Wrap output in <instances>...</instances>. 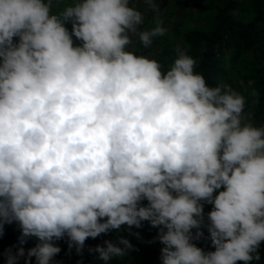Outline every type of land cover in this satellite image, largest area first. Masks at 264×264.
Segmentation results:
<instances>
[{"label": "rangeland", "instance_id": "obj_1", "mask_svg": "<svg viewBox=\"0 0 264 264\" xmlns=\"http://www.w3.org/2000/svg\"><path fill=\"white\" fill-rule=\"evenodd\" d=\"M177 1L0 0V59L16 70L10 83L0 86V251L13 242L0 264L38 263L51 252L59 255L57 264H71L70 243L81 252L117 258L118 249L111 245L115 238L97 236L96 225L91 230L76 225L73 213L90 205L95 218L106 224L109 207L141 208L142 193L111 188L128 171L155 170L158 182L164 177L184 182L182 169L162 171V143L179 138L201 144L204 138L187 132L176 113L158 108L133 138L102 135L121 120L136 119V108L147 97L161 100V81L140 74L137 64L156 71L166 47L181 44L182 29L210 26L207 13L181 8ZM26 24L32 32L24 38ZM243 123L242 139L226 147L228 154H236L225 173L238 172L231 177L238 204H225L223 219L242 209L239 202L251 204L264 195V166L259 164L264 119ZM180 188L177 183L166 192ZM208 201L223 206L214 191ZM166 208L155 211L152 223L167 222L162 216ZM14 221L20 223L12 230ZM185 229L176 224L165 228V244H159L151 264H185L181 254L190 227ZM257 237L258 230L246 221L234 225L227 238L231 251L218 264H264L250 255ZM174 240L181 246L177 251L168 249Z\"/></svg>", "mask_w": 264, "mask_h": 264}, {"label": "trees", "instance_id": "obj_2", "mask_svg": "<svg viewBox=\"0 0 264 264\" xmlns=\"http://www.w3.org/2000/svg\"><path fill=\"white\" fill-rule=\"evenodd\" d=\"M176 5L207 13L210 26L207 29H182L181 44L166 47L162 56L157 58L160 65L156 71L151 65L137 64L140 74H150L161 81V100L156 103L147 97V103L136 108V119L121 120L102 135L104 139L133 138L158 108L176 113L180 125L187 132L201 134L204 141L200 144L195 139L164 140L162 171L168 167L177 171L182 169L184 182L191 188L183 179L176 182L164 177L158 182L155 170L152 173L128 171L126 177L114 181L111 188L116 192L126 190L133 195L142 193L140 199L145 201L141 208L120 210L109 207L106 224L95 218L90 205L73 213L76 225L89 230L96 225L97 236L108 240L115 238L111 245L117 247L119 256L111 258L94 250L81 252L68 241L71 255L81 263L151 264L159 244H165V228L176 224L186 227L185 230L190 227L184 241L187 249L184 248L181 254L185 264H218L223 255L231 251L227 247L230 229L245 221L259 232V238L252 239L256 250L250 255L264 263V195L251 204L239 202L242 209L233 210L230 218L225 216L223 219L226 214L223 213L224 205L238 204L231 179L238 172L233 169L231 177L225 173L228 161L236 154H228L226 147L229 144L236 146V142L242 139L246 131L244 121L264 119V0H211L208 3L204 0H178ZM21 32L22 37H29L31 25L26 24ZM15 72L0 59V86H7ZM148 156L150 160L151 156ZM257 161L254 159L252 164ZM259 164L264 166V158ZM152 167L158 169L156 163ZM96 168L92 172L94 177L97 176ZM177 183L180 190L175 189L171 195L166 192L167 186ZM212 186L216 190H212ZM213 191L223 206L208 201ZM161 204H166L168 209ZM159 208L168 210L166 213L162 211V216L169 219L152 223L151 218ZM253 209L256 211L251 212ZM224 222L227 226L221 227ZM19 223L14 221L12 230ZM11 244L13 242L9 240L3 245L0 263L1 255ZM180 247L174 240L168 249L177 251ZM58 258L57 252H51L41 262L33 264H57Z\"/></svg>", "mask_w": 264, "mask_h": 264}, {"label": "built area", "instance_id": "obj_3", "mask_svg": "<svg viewBox=\"0 0 264 264\" xmlns=\"http://www.w3.org/2000/svg\"><path fill=\"white\" fill-rule=\"evenodd\" d=\"M67 259L69 262H71V264H84V263H81V262L75 260L72 256L68 257Z\"/></svg>", "mask_w": 264, "mask_h": 264}]
</instances>
